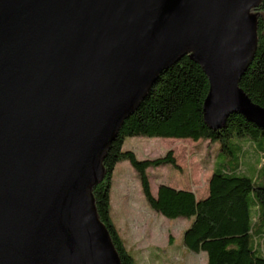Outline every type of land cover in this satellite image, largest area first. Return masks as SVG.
<instances>
[{
	"label": "water",
	"instance_id": "95a60500",
	"mask_svg": "<svg viewBox=\"0 0 264 264\" xmlns=\"http://www.w3.org/2000/svg\"><path fill=\"white\" fill-rule=\"evenodd\" d=\"M262 0H0V264H121L92 187L158 77L209 79L205 124L264 129L240 82Z\"/></svg>",
	"mask_w": 264,
	"mask_h": 264
},
{
	"label": "trees",
	"instance_id": "16d2710c",
	"mask_svg": "<svg viewBox=\"0 0 264 264\" xmlns=\"http://www.w3.org/2000/svg\"><path fill=\"white\" fill-rule=\"evenodd\" d=\"M250 13L257 16V46L240 87L254 104L264 108V0ZM209 88V79L202 67L190 56L183 57L158 77L104 157V175L92 187V194L97 216L109 232L121 264H137L112 216L114 172L117 165L125 161L138 173L152 210L171 220L192 221L184 234L187 252L207 253V264H264V164L256 179L239 174L247 169L244 163L254 151L256 155L261 154L264 161V129L241 115L229 117L221 130L209 129L203 113ZM134 137L219 143L221 152L229 159L234 156L232 145L237 147L245 139L249 143L245 147L241 145L243 158L235 168L229 167L226 161L219 167L215 165L209 196L198 200L191 191L167 185L159 186L154 195L148 170L167 165L181 168L173 151L154 160H139L134 152L124 151L125 141ZM259 148L261 153L257 151Z\"/></svg>",
	"mask_w": 264,
	"mask_h": 264
},
{
	"label": "rangeland",
	"instance_id": "374dc122",
	"mask_svg": "<svg viewBox=\"0 0 264 264\" xmlns=\"http://www.w3.org/2000/svg\"><path fill=\"white\" fill-rule=\"evenodd\" d=\"M239 143L237 147L232 145L234 156L230 159L221 152L219 143L208 141L134 137L125 141L123 150L134 152L139 160H154L166 156L169 151L174 152L180 170L167 165L147 172L154 194L161 185L179 189L191 186L199 190L207 187L215 165L219 167L225 161L231 168L238 165L243 158L241 145L245 147L249 142L245 139ZM257 151L261 153L262 150ZM260 162H264L261 154L239 174L256 179L260 175ZM111 204L118 230L138 264H207V253H189L184 248V234L192 221L171 220L152 210L145 199L139 175L128 161L119 163L115 169Z\"/></svg>",
	"mask_w": 264,
	"mask_h": 264
},
{
	"label": "crops",
	"instance_id": "0c3cea01",
	"mask_svg": "<svg viewBox=\"0 0 264 264\" xmlns=\"http://www.w3.org/2000/svg\"><path fill=\"white\" fill-rule=\"evenodd\" d=\"M248 148H253V147H248ZM246 155H248V154L246 153ZM248 157H250V158L248 160H246L247 163L246 164L244 163V166H246L247 168H248L249 164L251 163V161L257 158V155H256V153L254 151L252 154H249ZM262 164H264V162H260L259 163V167L262 166ZM212 175H213V172H212ZM212 175H211V177H212ZM211 177L209 179V182L207 184V187H203L200 190L199 189H195V188H193L191 186L183 187L182 189H179L177 187H174L173 185L172 186L170 185V187H172L174 189L184 190V191H191V192H193L196 195V197H197L198 200H204V199H206L209 196V192H210L209 184H210ZM157 193H158V190H157L156 193H154V195H157ZM111 207H112V204H111ZM112 211H113V207H112Z\"/></svg>",
	"mask_w": 264,
	"mask_h": 264
}]
</instances>
